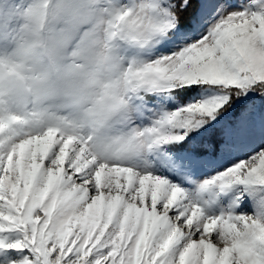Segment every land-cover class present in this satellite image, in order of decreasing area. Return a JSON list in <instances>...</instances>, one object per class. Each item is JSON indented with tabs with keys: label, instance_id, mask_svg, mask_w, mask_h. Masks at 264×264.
<instances>
[{
	"label": "snow or ice",
	"instance_id": "6c2138e0",
	"mask_svg": "<svg viewBox=\"0 0 264 264\" xmlns=\"http://www.w3.org/2000/svg\"><path fill=\"white\" fill-rule=\"evenodd\" d=\"M118 5L154 79L0 125V264H264V0Z\"/></svg>",
	"mask_w": 264,
	"mask_h": 264
},
{
	"label": "clouds",
	"instance_id": "9594fccd",
	"mask_svg": "<svg viewBox=\"0 0 264 264\" xmlns=\"http://www.w3.org/2000/svg\"><path fill=\"white\" fill-rule=\"evenodd\" d=\"M17 4L0 33V125L39 128L83 126L103 105L148 87L137 77L148 41L128 30L118 0H96L79 39H65L68 0H10ZM136 49L135 55L128 50Z\"/></svg>",
	"mask_w": 264,
	"mask_h": 264
},
{
	"label": "rangeland",
	"instance_id": "374dc122",
	"mask_svg": "<svg viewBox=\"0 0 264 264\" xmlns=\"http://www.w3.org/2000/svg\"><path fill=\"white\" fill-rule=\"evenodd\" d=\"M102 2V0H101ZM96 0H68L70 5V25L64 33L65 39L76 40L84 33L89 25L83 24L88 10L95 6ZM17 4L10 3V0H0V33L7 29L8 24L14 15Z\"/></svg>",
	"mask_w": 264,
	"mask_h": 264
}]
</instances>
